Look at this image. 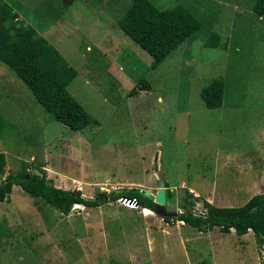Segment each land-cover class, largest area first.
<instances>
[{"label":"rangeland","instance_id":"1","mask_svg":"<svg viewBox=\"0 0 264 264\" xmlns=\"http://www.w3.org/2000/svg\"><path fill=\"white\" fill-rule=\"evenodd\" d=\"M150 1L182 6L201 25L155 69L117 25L131 0H0L76 70L68 92L91 119L81 132L55 122L0 64V180L41 167L51 185L85 198L119 188L155 195L156 162L168 213L203 215L205 201L239 207L264 193V17L254 15V0ZM211 33L220 47L208 44ZM214 81L224 85L223 102L207 109L200 93ZM128 209L106 199L65 216L14 186L0 203V264H264L251 231L200 236L188 225L181 239L193 240L190 258L182 246L168 250L181 230L166 234L159 223L150 255L145 225L153 222Z\"/></svg>","mask_w":264,"mask_h":264},{"label":"trees","instance_id":"2","mask_svg":"<svg viewBox=\"0 0 264 264\" xmlns=\"http://www.w3.org/2000/svg\"><path fill=\"white\" fill-rule=\"evenodd\" d=\"M71 4L73 0H64ZM252 11L257 17H264V0H254ZM18 16L8 5H0V64L5 65L27 87L36 103L53 120L74 132L83 131L91 122L90 117L81 105L68 92L69 84L77 76L59 51L41 37L32 27L16 22ZM118 27L136 45L152 59V69L164 61L173 51L197 32L199 21L182 6L168 10H159L150 0H131L124 15L117 20ZM220 36L211 33L208 44L220 47ZM224 96V85L214 81L200 93L201 100L207 109L221 107ZM3 119L0 115V130ZM6 166V159L0 153V175ZM20 187L29 197L42 199L59 213L68 216L74 205L84 208L101 206L106 199L110 202L119 198H135L139 206L154 212L156 205L135 190L114 194L101 192L96 198H85L78 190H64L51 185L47 172L39 167L38 173L22 171L8 174L0 180V203L9 200L13 187ZM167 188V183L165 184ZM169 192L166 190V200ZM189 206L194 207L191 203ZM203 215L188 211L177 215L176 219L165 217L169 225L173 221L183 222L199 232L212 231L218 228L228 234L233 230L238 237L253 233L257 248L264 244V193L254 195L239 207L218 208L209 202H203ZM4 232L0 229V248Z\"/></svg>","mask_w":264,"mask_h":264},{"label":"crops","instance_id":"3","mask_svg":"<svg viewBox=\"0 0 264 264\" xmlns=\"http://www.w3.org/2000/svg\"><path fill=\"white\" fill-rule=\"evenodd\" d=\"M4 179V178H3ZM120 189V188H119ZM131 189V188H130ZM132 189H134L135 190V188H132ZM225 207H231V206H219L218 208H225ZM138 209H140L141 210V212H140V214H138V215H140L142 218L141 219H143V222L145 223V221L148 223V222H153V224H152V226L151 225H149V224H147V225H145V228H147V240H149V245H148V248H150V255H153V253H154V250H152V245H153V242L151 241V239L149 238L150 237V233H151V229L153 228V226H155V225H157L158 223L161 225V229H162V231L163 232H165L166 234H167V232L168 231H170V226H173V227H175V226H177V229H180L181 230V234L178 236V238L177 239H175L174 240V242H173V244H172V247H168V250L169 249H171V252H173V250L175 249V248H179L180 246H182L183 247V249H184V251H183V256L184 257H188V258H190V251H189V249H188V243H191V241H193L192 240V238L190 237V239H181L182 238V230H183V228H186L187 227V225L186 224H184L183 222H179V221H176V223L175 224H173V225H169V224H167L166 222H164L163 221V219H161V218H158V217H156L155 216V214L152 212V211H150L149 209H146V208H138ZM143 209H146L147 211H150V214L149 215H146V214H143L142 213V211H143ZM129 210V209H128ZM131 211H135V210H131ZM136 211H137V209H136ZM158 221V222H157ZM189 226V225H188ZM195 229V228H194ZM214 229H218V228H214ZM195 230H197V229H195ZM198 231V230H197ZM208 232H210V231H208ZM208 232H197L200 236H203V234H208ZM230 235H234V236H237L236 234H235V232L234 231H231L230 233H229ZM137 236H139V235H137ZM191 236V235H190ZM238 237V236H237ZM242 237V236H241ZM240 237V238H241ZM165 241V240H164ZM195 251H197V249H194V247H193V249H192V252H195ZM147 253L149 254V249H148V251H147ZM152 257V256H151ZM153 259V258H152ZM197 259H199V256H197ZM194 263H196V264H198L197 263V261H195ZM151 264H155L154 263V261H153V263H151Z\"/></svg>","mask_w":264,"mask_h":264},{"label":"water","instance_id":"4","mask_svg":"<svg viewBox=\"0 0 264 264\" xmlns=\"http://www.w3.org/2000/svg\"><path fill=\"white\" fill-rule=\"evenodd\" d=\"M157 159V156L155 160ZM154 172L156 174L157 180H158V190L155 195L151 194L148 191H144L141 189H135V191H138L141 193L144 197L148 198L150 201H153V203L156 205V209L154 211V214H156L160 218H175L178 214L168 213L164 206L166 205V187H165V181L161 177L160 173L158 172V166L157 163H154ZM134 190V189H131ZM125 191V189H117L110 193V197H112L114 194H118L119 192Z\"/></svg>","mask_w":264,"mask_h":264},{"label":"built area","instance_id":"5","mask_svg":"<svg viewBox=\"0 0 264 264\" xmlns=\"http://www.w3.org/2000/svg\"><path fill=\"white\" fill-rule=\"evenodd\" d=\"M117 201L121 202L124 206L132 210L139 208V204L135 198H119Z\"/></svg>","mask_w":264,"mask_h":264},{"label":"clouds","instance_id":"6","mask_svg":"<svg viewBox=\"0 0 264 264\" xmlns=\"http://www.w3.org/2000/svg\"><path fill=\"white\" fill-rule=\"evenodd\" d=\"M165 184H166V182H165ZM126 190V189H125ZM110 194V193H109ZM80 206V205H79ZM166 206V205H165ZM165 206H164V209H165ZM140 207V206H139ZM141 208V207H140ZM154 213V212H153ZM202 214V213H201ZM233 231V230H232ZM250 232V231H249Z\"/></svg>","mask_w":264,"mask_h":264},{"label":"bare ground","instance_id":"7","mask_svg":"<svg viewBox=\"0 0 264 264\" xmlns=\"http://www.w3.org/2000/svg\"><path fill=\"white\" fill-rule=\"evenodd\" d=\"M146 209H143V211L145 212Z\"/></svg>","mask_w":264,"mask_h":264}]
</instances>
